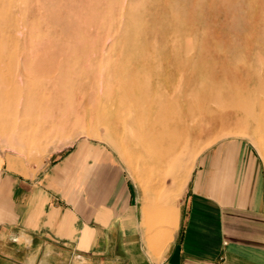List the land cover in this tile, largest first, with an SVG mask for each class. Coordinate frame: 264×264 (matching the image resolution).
<instances>
[{"label": "rangeland", "instance_id": "obj_1", "mask_svg": "<svg viewBox=\"0 0 264 264\" xmlns=\"http://www.w3.org/2000/svg\"><path fill=\"white\" fill-rule=\"evenodd\" d=\"M6 135L88 137L153 213L226 138L252 146L264 181V0H0Z\"/></svg>", "mask_w": 264, "mask_h": 264}, {"label": "crops", "instance_id": "obj_2", "mask_svg": "<svg viewBox=\"0 0 264 264\" xmlns=\"http://www.w3.org/2000/svg\"><path fill=\"white\" fill-rule=\"evenodd\" d=\"M0 264H264L261 163L217 141L153 213L88 137L0 136Z\"/></svg>", "mask_w": 264, "mask_h": 264}, {"label": "bare ground", "instance_id": "obj_3", "mask_svg": "<svg viewBox=\"0 0 264 264\" xmlns=\"http://www.w3.org/2000/svg\"><path fill=\"white\" fill-rule=\"evenodd\" d=\"M197 57V56H196ZM168 58V57H167ZM167 70H171L170 68H168ZM166 74V73H165ZM166 80V79H165ZM154 88H155V86H154ZM164 89L168 92V93H170L171 92V87L166 83L165 85H164ZM105 104V103H104ZM101 105V104H100ZM105 106V105H104ZM181 106H184V104H182ZM109 109H111L110 108V104H109ZM98 109V108H97ZM100 109H102V108H100ZM103 109H104V107H103ZM113 109H115V108H113ZM143 110V109H142ZM182 110H183V113H184V107H182ZM97 111V110H96ZM115 111V110H114ZM141 111V110H140ZM110 112V111H109ZM221 112V111H220ZM214 113H216L215 111L214 112H212V111H209V112H204V115H206V116H208V117H211L210 118V120H211V122H214V121H216L215 120V114ZM223 113V112H222ZM222 113H219L218 112V114L219 115H221V116H225V117H233L232 115H222ZM108 115V114H107ZM111 115V114H110ZM98 116V115H97ZM221 116H219V117H221ZM113 117V116H112ZM155 122V121H154ZM157 122H155V124H156ZM155 124L154 123H150L149 124V126H148V129H151V128H154V126H155ZM161 124V122L159 121V123H158V125H160ZM174 138V137H173ZM173 138H170V139H168L167 141L166 140H161L162 141V143H163V145L164 146H166V147H168V148H172L173 146H174V143H175V140H173ZM263 144H264V142H263ZM122 148V147H121ZM124 148V147H123ZM127 151V150H126ZM125 151V152H126ZM150 152V151H149Z\"/></svg>", "mask_w": 264, "mask_h": 264}]
</instances>
